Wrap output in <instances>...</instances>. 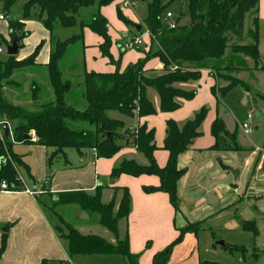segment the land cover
Returning <instances> with one entry per match:
<instances>
[{
  "label": "trees",
  "instance_id": "1",
  "mask_svg": "<svg viewBox=\"0 0 264 264\" xmlns=\"http://www.w3.org/2000/svg\"><path fill=\"white\" fill-rule=\"evenodd\" d=\"M114 0H26L22 6V19L31 17L32 11L38 8V19L42 26L50 33L56 29H71L77 25L87 27L92 33L101 38L99 46L101 55L115 65L110 73L89 72L84 74L82 98L85 108L79 109L73 103L66 102V96L71 90L69 82L63 80L61 62L67 50L80 42V35L64 41L53 40L52 50L48 62L43 66L35 64V58L41 47L37 45L33 52L21 61L15 57H8L0 63V121L8 123L11 138L0 140V183L4 181L9 188L20 190L17 181V168L22 166L21 161L11 153L13 143L29 142L25 135L28 131L35 133L36 145L54 149V155L63 154L67 149L77 152L94 150L97 158H110L115 155L124 143L131 141L135 149L147 160V165L141 166L134 161L123 160L111 170L110 176L115 179L125 174L130 177L142 175L155 176L159 180L157 187L144 188L146 192H161L168 196L169 203L175 212L178 211L176 194L177 182L183 171L177 168V158L184 153L194 139L200 136V126L206 116V109L202 108L192 119L179 126L173 121L166 122L163 150L168 153L164 167H159L154 160V132L145 125L135 129L134 133L125 136L122 134L123 123L107 117L108 112H116L123 117L140 118L156 114L148 91H153L159 102L160 113L173 112L180 106L179 100H191L195 92H186L177 88L178 84L198 80L200 69L206 68V63L220 60L227 48L234 54L242 55L252 60L254 69L259 66L260 59L257 51V20H252L253 44H239L243 38V24L247 13L253 10L258 0H179V14L174 18L175 28L170 29L165 19V11L174 0L163 4L162 0H131L132 2L146 3V15L143 18V27L148 32V48L143 50L144 57L136 63L119 71L118 61H113L110 55L111 41L108 36L107 21L100 13H94L89 23L83 24L79 15L92 8H100ZM15 0H0L1 12L9 13ZM172 15V14H171ZM117 19L125 26L131 23L122 17L116 8ZM183 20L185 27L179 28L178 23ZM135 30V29H134ZM9 43L16 41L19 48L25 38L23 24L18 20L8 22ZM139 32V31H138ZM235 43L234 45H232ZM139 48V47H137ZM151 59H157L162 69L156 72L145 69ZM34 67L43 69L47 74V84L52 94L49 100L39 106L35 105L38 97V86L30 88V100L35 108L30 110L8 103L3 95L2 88L13 85L10 78L17 71ZM150 73V75H147ZM226 77L228 85L218 89V94L224 95L238 86L246 85L230 76ZM214 93H216L214 91ZM210 133L215 140L212 150L240 151L235 142L236 132L228 133L223 122L216 118L210 126ZM9 156V160L3 159ZM51 155L48 160L51 159ZM122 192L117 209L112 198L104 204L100 200L101 188L96 187L92 194L83 191L62 192L55 195V205H76L86 214L98 215V224L106 229L114 238L111 244L94 235H81L73 227L61 221L65 233L61 228L57 231L67 242L69 256L75 255H116L124 264H138L141 253L133 254L129 250L128 236L122 239L118 236L117 225L125 220L129 214V194L127 189H114ZM199 223H188L178 230L177 238L164 249L157 252L151 264H168L172 251L178 245L183 235L198 229ZM256 234L253 226H250ZM6 246L3 235L0 243V256ZM227 249L232 247L227 246ZM40 264H47L43 260ZM202 264H213L204 262Z\"/></svg>",
  "mask_w": 264,
  "mask_h": 264
},
{
  "label": "crops",
  "instance_id": "2",
  "mask_svg": "<svg viewBox=\"0 0 264 264\" xmlns=\"http://www.w3.org/2000/svg\"><path fill=\"white\" fill-rule=\"evenodd\" d=\"M130 10V8H127L123 12L126 13L129 20H132L134 16ZM38 12L39 10L36 8L32 11L29 19L19 20L23 24V31L26 33L21 42V47L26 45V48H19L16 60L26 59L34 48L41 44L34 61L36 65L43 66L48 62L53 40L64 41L66 39L63 40L57 36L63 30L61 28L56 29L53 38H51L50 33L39 21ZM94 13H100L105 19L110 15L109 10L104 7L92 8L90 11L80 13L81 18L84 14V22L80 20V17L79 20L83 24L89 23L90 14L93 15ZM113 14L120 23L121 30L120 35L115 34L112 38L107 23L108 36L111 41L109 52L113 61H118V68L121 72L144 57L142 51L147 50L149 42L148 39L144 40L139 48H133L136 50L135 52H133V49L123 50V43L136 37V35L135 32L132 33L129 27L117 19L115 6ZM247 15L249 16L248 36L246 37L245 33L244 18L242 41L244 42L245 38H247L248 43L251 39L253 40L252 20L256 18L257 51L260 59L259 66L262 69L255 70L251 59L234 54L227 48L224 56L227 55V52H229L228 54L231 52L233 58L247 62L249 68L222 67L218 65L221 59L206 63V68L199 70L200 77L198 80L177 85V88L183 91L195 92L191 100H179L180 106L177 110L160 113L158 111V97L153 91L149 90L147 93L148 98L157 111L156 114L143 118L138 116L126 118L116 112L106 114L108 118L123 123L122 134L128 128L136 129L142 125H145L148 130H153L154 145L156 147L154 160L159 167H164L168 158V153L163 150L166 122L173 121L181 126L192 119L202 108H207L206 116L199 129L200 136L194 139L189 148L177 158V168L183 171L176 187L178 211L175 212L171 207L166 194L161 192L150 193L144 190V188L159 185V180L155 176L130 177L122 174L115 179L111 178V170L123 160L134 161L141 166L147 165V160L135 149L131 141L127 144L124 143L125 140L119 141L123 145L122 148L110 158H97L94 150L87 149L82 150L80 153L73 149H67L63 154L54 155V149L39 146L35 143H13L11 153L22 163V166L17 168V176L21 179L22 184L20 190L11 188H9V191L0 190V243L3 235L6 238V246L0 256V264H40L43 260L47 261V264H72V257L67 252V242L57 231V210L60 206L55 205L54 202L56 200L55 195L62 192L83 191L92 194L96 187H100L101 202L106 204L114 198L115 211L120 195L114 189H127L130 199L129 214L127 219L118 222V236L122 239L127 235L130 252L133 254L141 253L138 264H151L153 256L177 238L179 229L188 223H199L200 225L201 222L215 212V206L220 202V197L215 195L216 190H220L222 187H231L232 178L230 180L224 173L225 167L221 169L223 174L214 169L212 159L213 156L222 153H225L228 159L231 152L234 151L212 150L215 140L210 133L211 123L216 118L222 121V115L226 114L225 108L217 101V91L224 87L226 83L223 80H221L222 83H220V80H216L209 70V66L225 70L229 75L231 74L243 83L242 78H237L234 75L242 73V71L251 74L264 72L261 71L264 70V0H258L256 7ZM4 20L5 18L0 20V33L3 35L0 36L8 41V22L6 24ZM135 26L132 27L135 29ZM74 28L78 29L79 27L77 25ZM142 28L144 27L141 25L140 30ZM80 29L77 34L81 38L77 53L70 54L66 58L69 48L63 57L64 66L61 69L62 78L69 82L71 89L70 80L77 78L81 82L80 84H83L85 73H110L115 70V65L101 55L99 49L102 42L101 38L92 33L87 27ZM20 52L22 53L20 54ZM145 69H153L159 72L162 69V64L157 59H151L146 63ZM65 71H67V78L65 77ZM149 74L147 73V75ZM245 85L248 86V84ZM71 92L72 90L66 96V102L69 104H73L78 99ZM81 92L83 93L82 90ZM41 93L47 97V94L50 93L49 88ZM80 97L83 99L81 95ZM224 127L228 133H233V129ZM9 137L12 139L11 135ZM237 146L244 149L241 145ZM236 152L241 155L245 154L243 150ZM51 155L53 156L48 160ZM251 155L253 156L254 152H251ZM245 161L249 163V160L245 159ZM225 163L231 165V168L226 166L231 172L235 166H232L233 164H230L229 160H226ZM23 190H30L33 195H29ZM211 195L217 198L215 205L207 203ZM242 195L241 190L235 187L234 192L229 197H224L221 200V204L225 206V204L234 203L237 201L236 197L240 199ZM76 207L78 208L76 214L83 212L78 206ZM89 215L87 214V216ZM101 228L103 235H105L104 239L110 238L109 243H115L113 236L106 229ZM191 236V233L183 235L182 242L174 247L168 264H200L198 256H192L196 250V246H193L196 242ZM121 262V264H124L122 259Z\"/></svg>",
  "mask_w": 264,
  "mask_h": 264
},
{
  "label": "rangeland",
  "instance_id": "3",
  "mask_svg": "<svg viewBox=\"0 0 264 264\" xmlns=\"http://www.w3.org/2000/svg\"><path fill=\"white\" fill-rule=\"evenodd\" d=\"M123 1L124 0H114L110 4L103 6L106 10H109L110 15L106 20L109 24L112 38L115 34L120 35L121 30L120 23L116 20V17L113 14L115 6L118 8L122 17L131 23L127 26L130 31L132 33L135 32L136 37L141 38L144 43V40L148 39V32L146 29L142 28L139 32H136L132 26H141L143 24V18L146 15V3L133 2L129 8L131 9L130 11L134 16V19L129 20L126 13L123 12L124 9L121 8V3ZM25 2L26 0H15L12 9L6 14L1 12L0 5V16L5 18L4 23L7 24V22L11 20H23L22 6ZM162 3L168 4L169 0H162ZM179 6H181L179 0H174L173 4L166 8L165 11H169L172 14V19H176L179 14ZM90 10L92 9H89V11ZM90 15L88 22L92 17V14ZM83 17L84 14L82 15V18L80 17V20L84 22L83 19L85 17ZM248 21L249 16L247 15L245 17L246 37L248 36ZM79 29L80 27L78 29H63L61 33L57 34V36L63 40L68 39L77 35L81 30ZM0 35L2 34L0 33ZM253 40L251 39L249 41L250 43H248L247 38H245L244 42L241 41L239 44L250 45L253 44ZM9 44V40L5 41L4 38L0 36V63L5 62L8 59L6 48ZM234 44L235 43L232 45ZM79 46L80 43L78 42L70 47L69 53L65 57L67 58L70 54L73 55L74 53H77ZM24 48H26V45L21 47V49ZM135 51L136 50L133 49V52ZM21 53L22 52H20V54ZM228 53L229 52H227L226 56L221 58L218 65H221L222 67L232 66L234 68H249L247 62L239 61L231 56V52L230 54ZM63 66L64 62L62 60L61 69ZM209 70L212 72L216 80H220V83H222L221 80H223L226 83L225 86L228 85V81L225 80L226 77L224 76L234 78L231 74L229 75L222 69L209 66ZM66 72L67 71H65V77L67 78ZM259 73L260 74H251L246 71L237 73L234 76L240 79L242 78L244 83L248 84V86H246V88L238 86L224 95H217V101L225 108L227 114L222 115V122L226 128L233 129V132H236L235 142L237 145L243 146L242 148L244 149L242 150L245 154L241 155L239 152L234 151L231 152L228 159L225 153L219 154L218 156L216 155L215 157L213 156L212 162L214 169H217L223 174L221 169H224L225 167L224 173L230 178V180L232 178V186L229 188L222 187L220 190H216L215 195L220 197V202L215 206V212L205 221L201 222L198 229L191 233L192 239L196 242L194 245L192 244L193 246H196V250L192 256H198L200 264L204 262L213 264H264V72ZM46 77V72L40 68L29 67L17 71L10 78L13 85L4 86L2 88V95L8 103L32 110L35 108V105L39 106L52 100L50 89V93L47 94V97L41 93L49 88ZM70 82L72 84V92L78 97L77 101L74 103H76L79 109L83 110L85 108V101L80 97V95L82 96L81 90L83 91V84H80L81 82L77 78L70 80ZM33 84L38 86V103L36 102L35 105L30 100V88ZM71 96L73 95L71 94ZM248 115L253 117L249 123L251 134L244 135L241 130V124L247 120ZM256 115H258V117H256ZM251 152H254L253 156L251 155ZM7 158H9L8 154ZM245 159L249 160L247 166L244 165ZM226 160H229L231 162L230 164L235 166L232 168V171L236 170L238 171V174H240L237 179H233L232 171L230 172V169L226 168V166H230L231 168V165H226ZM235 187L241 190V193H243L242 197H240V199L236 197L237 201L234 203L225 204V206L222 205L221 200L224 197H229L230 194L234 192ZM118 194L121 198L122 192L118 191ZM59 206L60 208L57 210V219L58 227L61 228L62 233H65L66 231L61 225V221L73 227L81 235H94L101 237L102 239L105 238L102 228L98 225L97 214L92 213L87 219H81L82 213L76 214V211H78L76 206ZM250 226H253L256 234H253ZM109 239L110 238L104 240L109 243ZM218 241H222L225 245L232 247V249H222L217 247L215 243ZM121 263V258L116 255L108 256L94 254L72 256V264Z\"/></svg>",
  "mask_w": 264,
  "mask_h": 264
},
{
  "label": "built area",
  "instance_id": "4",
  "mask_svg": "<svg viewBox=\"0 0 264 264\" xmlns=\"http://www.w3.org/2000/svg\"><path fill=\"white\" fill-rule=\"evenodd\" d=\"M132 3L133 2L131 0H124L121 3V8L122 9H125V8L127 9V8L131 7ZM165 19H166L167 25H168V27L170 29L175 28L176 23L172 19L171 13H166L165 14ZM0 20H3L2 16H0ZM141 45H142L141 38L134 37V38H131V39L127 40L126 42H124L123 45H122V48H123V50H129V49H133V48H136V47H140ZM252 119H253V117L251 115H248L247 116V120L244 123L241 124V130H242V133L244 135H250L251 134V127H250L249 123H250V121ZM3 123H6V122L0 121V140L1 141L3 140V130H2ZM134 132H135L134 128H132V127L128 128L127 129V133L125 134V136L128 137L129 134L134 133ZM10 135H11V132L9 133V136ZM25 137H27L29 142H31V143H35L37 141L35 133L33 131H28L26 133ZM5 160H9V158L3 159L2 160L3 164H5ZM244 165L247 166L248 162L245 161ZM17 181H18V183L20 185L22 184V181H21V179L19 177L17 178ZM0 190L9 191L10 189H9V186L4 181H2L0 183ZM23 192H25V193H27L29 195H33V192L30 191V190H23Z\"/></svg>",
  "mask_w": 264,
  "mask_h": 264
},
{
  "label": "water",
  "instance_id": "5",
  "mask_svg": "<svg viewBox=\"0 0 264 264\" xmlns=\"http://www.w3.org/2000/svg\"><path fill=\"white\" fill-rule=\"evenodd\" d=\"M140 1H143V0H140ZM186 25H187V23L185 21H183V20H180L179 23H178V27L179 28L185 27ZM135 29L138 32L140 30V26L136 25ZM18 50H19V46L16 43V41L14 40L7 46L6 55L8 57H15L18 54ZM256 116H258V115H256ZM2 130H3V138L7 139L9 137V133H10V129H9L8 123H3ZM232 176H233V179H237L238 171H236V170L232 171ZM207 203L209 205H215L217 203V198L215 196H210L208 198V200H207ZM87 218H88L87 214L85 212H82L81 219H87ZM215 245L220 247V248H223V249L227 248V245H225L222 241L216 242Z\"/></svg>",
  "mask_w": 264,
  "mask_h": 264
}]
</instances>
